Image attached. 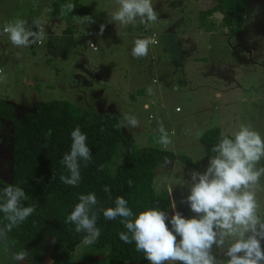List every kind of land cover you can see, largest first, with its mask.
Returning a JSON list of instances; mask_svg holds the SVG:
<instances>
[{"label":"rangeland","instance_id":"374dc122","mask_svg":"<svg viewBox=\"0 0 264 264\" xmlns=\"http://www.w3.org/2000/svg\"><path fill=\"white\" fill-rule=\"evenodd\" d=\"M50 1L0 0V32L4 24L16 19L27 20L28 26H33L32 21L36 19L45 28L41 43L38 41L27 48L12 47L11 43L3 44L2 40L8 38L4 35L0 37V67L6 68L0 74V77L5 78L0 81V101L14 105L15 121L25 123L24 114L33 110L36 103L54 99H68L82 107L91 106L99 112L114 111L121 118L124 114L134 116L140 125L137 128L123 127L128 141L120 144L110 164L111 172L117 171L125 155L134 148L155 146L171 150L179 160L174 163L169 157L160 159L155 170V187L161 191L172 185L175 197L177 194L188 195L191 171L203 172L207 167L189 166L181 157L189 156L194 160L202 157L200 137L214 127V121L208 117L212 112L209 103L221 105L222 102L221 97L214 95V88L225 89L221 86L235 85L239 87L236 93L240 92L241 97H249L255 90H259L262 97L260 105L244 103V106L250 107L241 108L250 112V122L244 124H251L264 136V0H247L248 14L257 18L262 27V36L257 30L254 34L251 32V36L256 34L257 37L251 38L250 43L253 42V47L261 44L262 56H259L261 51L247 54L243 49L214 47L212 42L216 35L212 34L206 35L207 47L201 49L200 54L198 50L189 51L194 46V33H199V11L214 6L216 0H153L158 19L148 28L139 24L125 27L109 22L108 13L115 10V0H81L89 7V13L77 17L72 34H65L67 23H52ZM258 4H262V12L252 10ZM179 6L190 17L184 18ZM87 17H92L94 22L87 23ZM180 20L186 22L188 37H191L187 43L188 53L184 57L169 44L168 37L169 33L177 39L186 37L183 35L185 24L179 27ZM102 24L105 29L100 34ZM49 30L54 33L49 34ZM154 33L159 38L156 37L155 45H150L147 57L134 58L131 55L134 40L154 38ZM90 41L98 46V50L93 49ZM235 44L230 42V45ZM9 51L15 56L12 57ZM202 54L204 58L198 61L190 59ZM185 57L190 58L184 60ZM196 70H203V73L192 74ZM153 78L158 81L153 82ZM149 88L152 89L151 94ZM145 103H149L147 109ZM177 105L183 108L182 112L175 110ZM14 120L0 118V188L12 185ZM158 122L163 123L172 140L167 147L157 143L161 135ZM41 145L46 149L51 146L50 131L44 133ZM261 184L264 185V177L261 178ZM258 197L264 205V192L259 193ZM175 201L176 210L182 215H194L190 210L185 211L181 199ZM163 210L172 214L168 209ZM261 214L264 215V209ZM8 243L14 250L11 243ZM261 244L264 248V241ZM95 252L93 245H80L75 252L74 262H108L106 251L96 252L97 258L90 260ZM214 252L218 254V250L214 249ZM0 264H14L3 246H0ZM43 264H52L49 256L46 255ZM126 264L149 262L128 261Z\"/></svg>","mask_w":264,"mask_h":264},{"label":"clouds","instance_id":"9594fccd","mask_svg":"<svg viewBox=\"0 0 264 264\" xmlns=\"http://www.w3.org/2000/svg\"><path fill=\"white\" fill-rule=\"evenodd\" d=\"M115 4V10L108 13L109 22L125 27L139 24L148 28L158 19L153 0H115ZM75 7L73 3L62 4L61 15L72 13ZM86 22L94 21L87 17ZM32 25L36 30L28 26L27 20L16 19L4 24L0 34H6L12 45L27 48L44 35L39 20L34 19ZM104 29L105 25H100L99 33L103 34ZM156 43L155 38H136L131 55L137 59L145 58L150 45ZM91 46L96 48L95 44ZM148 92L151 94L152 89L149 88ZM148 107L145 105V109ZM158 123L161 135L157 143L167 147L172 140L163 123ZM139 125L137 118L124 114L115 127L137 128ZM70 136V151L60 160L67 175L61 174L59 179L65 185L78 187L81 162L87 166L92 161V152L86 134L79 127L74 128ZM210 151L212 155L206 169L190 172L188 195L180 201L194 213L190 217L176 210V201L172 197L174 186L168 185L171 215L159 207L134 212L122 196L114 199L113 206L98 207L96 194L89 192L79 194L78 203L66 216L65 223L73 225L74 231L82 234V246H91L101 236L97 227L99 215L102 214L105 220L119 219L125 229L118 233L119 239L125 244H134L135 250L143 253L149 264H264L261 244L264 241V215L261 214L264 205L258 197L264 192L261 184L264 136L251 124L241 123L231 133L221 134ZM128 185L132 186L131 180ZM103 191L111 199L110 187L105 185ZM27 199L22 187L9 185L0 188V213L6 222L0 226V246L8 252L14 264H25L28 259L26 251L13 250L7 240L8 233L36 211L35 204L24 205Z\"/></svg>","mask_w":264,"mask_h":264},{"label":"trees","instance_id":"16d2710c","mask_svg":"<svg viewBox=\"0 0 264 264\" xmlns=\"http://www.w3.org/2000/svg\"><path fill=\"white\" fill-rule=\"evenodd\" d=\"M66 3H73L76 7L72 13L61 15L60 6ZM246 4L247 0H216L214 6L199 11L200 30L229 36L240 33ZM50 6L49 14L52 17L58 16L71 24L75 16L89 13V7L81 0H52ZM0 118L14 120V105L0 101ZM24 118L25 123L14 120L12 128V186L25 190L28 199L23 202L24 205L35 204L36 211L8 233L7 240L15 251L27 252L26 264H43L46 255L52 264H83L73 259L81 245L82 234L76 233L73 225L65 223L66 216L78 203L79 194L95 193L99 200L98 207L113 206L114 199L122 196L134 212L146 207L170 208L167 189L158 191L155 187V170L161 158H175L171 150L155 146L134 148L125 155L117 171L111 172L110 164L120 144L128 141L123 127H115L121 120L117 112H99L91 106L82 107L68 99H54L36 103L33 110L24 114ZM76 127L87 136L92 161L87 166L81 162V181L78 187H73L63 184L59 176L67 175L60 160L70 151V133ZM47 131L51 132V146L48 149L41 145ZM221 134L228 133H224L219 126L208 129L200 137L205 149L204 157L194 160L182 156L183 162L196 168L205 167L212 155L211 147L218 142ZM129 180L132 181L131 187ZM105 185L111 189V199L103 191ZM3 223L6 222L0 213V226ZM97 227L101 230V236L93 246L96 252L106 251V264L149 262L143 253L135 250L134 244H125L119 239L118 233L125 230L119 219L105 220L101 214ZM96 252L90 260L97 258Z\"/></svg>","mask_w":264,"mask_h":264},{"label":"crops","instance_id":"0c3cea01","mask_svg":"<svg viewBox=\"0 0 264 264\" xmlns=\"http://www.w3.org/2000/svg\"><path fill=\"white\" fill-rule=\"evenodd\" d=\"M253 3H255V2H253ZM252 7H254V5H252ZM255 7L256 8H253L252 10L262 12V10H263L262 4H260V5L258 4ZM179 10H182L181 6H179ZM248 12H249V10L247 9V4H246V13H245L244 23L242 26V31L240 33L234 35V36H229V35H224V34H219V33L216 34V33H212V32H202L200 30V27H199V19H198L197 26H198L199 33L198 32H197L198 34L194 33L195 34V40H193L194 46L189 48V51L191 52L193 50H198L197 53H199V51L201 49L204 50L207 47V43L205 42L206 37H207L206 35L212 34V35H216L215 40L212 42L213 43L212 46H214V47L220 46L221 47L220 49H230L231 48L232 50L233 49H243L244 51L245 50L247 51V54L251 53V52L261 51L259 56H262L261 44H259L258 47H253V45H252L253 42L250 43V41H252V40H250L251 38L257 37V36H255L256 34L251 36V32H252V34H254L255 30H257L258 34L261 33V36H262V27L259 24V22L257 21V18H255L253 15L248 14ZM182 15H184L183 16L184 18H187L188 16L190 17V14L187 15V12L185 10H182ZM78 16L79 15H77L73 18L72 24L68 20H64L58 16L53 17L52 23L53 24L67 23L68 25L65 28V34H72V32L74 30L72 28L75 27L74 26V25H76L75 21L78 19L77 18ZM108 19H109V17H108ZM183 20L179 21V27H183V25L185 24L184 25L185 31H184L183 35L186 37L183 39H177L172 33H169L168 37L170 38L169 44L172 45L173 48L179 50L181 55L184 57L188 53L187 43H188V40L191 39V37H188L189 28L187 30L186 22ZM29 27H34V26H29ZM259 30H260V32H259ZM0 33H2V30ZM52 33H54V32L49 30V34H52ZM178 33H179V31H178ZM3 35L7 37L6 34H0V37ZM2 41H3V44H6V43L10 44V41L8 39L2 40ZM230 42H233V44H235V43L236 44L233 46V45H230ZM248 43H250V46H248ZM158 44H160V40H159ZM10 46L13 47V45H10ZM9 54L12 57L15 56V54L10 52V51H9ZM202 56H204V55L203 54L200 56L196 55V56H193L191 58L190 57H188V58L194 59V61H198L200 58H204ZM188 58L185 57L184 60H187ZM10 66H11V64H10ZM0 68H2L4 70L3 71V73H4L6 68L5 69L3 67H0ZM3 73H1V74H3ZM202 73H203V70H196L194 73L192 72V74H195V75H201ZM137 74H138V72H137ZM157 81H158L157 78H153V82H157ZM199 85L202 86L201 84H199ZM221 87H224L225 89H222L220 87L214 88V95L222 98L221 105H219L218 103L216 105H213L210 102L209 106L212 109V112L209 114L208 117L214 121V126L221 127V129L224 133H231L232 131L236 130L241 123H244V122L249 123L250 122V119H248V117H250V112L242 110V108H241V107H250V106H244V103H251L252 105H256V106L258 105L259 106L260 102L262 100V97H261V93L259 90L258 91L255 90L253 95H250L249 97H247V96L241 97L240 92L238 94L236 93L237 89H239L238 86L223 85ZM226 90H228V91L226 94H224L223 91H226ZM145 105L149 106V103H145ZM178 107H180V110H177ZM173 109L174 108L170 109L169 111H171ZM175 110L177 112H182L183 108L181 106L177 105ZM204 155H205V149H204V146L201 144V156L204 157ZM173 160L175 161L174 163H177V161L179 159L177 156H175V158ZM172 197L174 199H182V197H186V194L185 193L184 194H177L176 197L174 196V194H172ZM183 207H185V211L190 210V208L185 204H183ZM168 211H170L172 213L173 210L171 208H169Z\"/></svg>","mask_w":264,"mask_h":264},{"label":"built area","instance_id":"2783aa9c","mask_svg":"<svg viewBox=\"0 0 264 264\" xmlns=\"http://www.w3.org/2000/svg\"><path fill=\"white\" fill-rule=\"evenodd\" d=\"M153 37H154L155 40H156L157 34L154 33V34H153ZM156 41H157V40H156ZM39 43H41V41H39ZM92 44H94V43H91V45H92ZM95 49H97V47H96ZM3 71H4V70H3L2 68H0V74L3 73ZM0 81H1V80H0ZM177 110H180V107H178Z\"/></svg>","mask_w":264,"mask_h":264}]
</instances>
